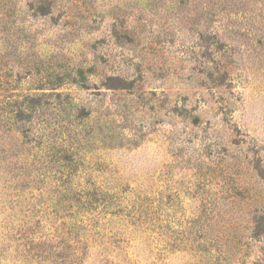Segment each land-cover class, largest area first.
I'll list each match as a JSON object with an SVG mask.
<instances>
[{
	"label": "rangeland",
	"instance_id": "1",
	"mask_svg": "<svg viewBox=\"0 0 264 264\" xmlns=\"http://www.w3.org/2000/svg\"><path fill=\"white\" fill-rule=\"evenodd\" d=\"M0 264H264V0H0Z\"/></svg>",
	"mask_w": 264,
	"mask_h": 264
}]
</instances>
